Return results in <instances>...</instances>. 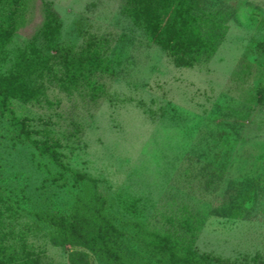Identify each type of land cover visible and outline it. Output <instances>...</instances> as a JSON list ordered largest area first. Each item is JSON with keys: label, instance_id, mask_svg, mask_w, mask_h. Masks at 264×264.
Instances as JSON below:
<instances>
[{"label": "rangeland", "instance_id": "1", "mask_svg": "<svg viewBox=\"0 0 264 264\" xmlns=\"http://www.w3.org/2000/svg\"><path fill=\"white\" fill-rule=\"evenodd\" d=\"M205 4L224 13V37L211 57L181 66L132 22L124 0H26L7 49L27 44L50 8L60 42L77 50L102 38L108 64L91 85L64 88L45 74L36 99L11 100L30 140L0 115L1 225L38 264H69L72 250L109 264L44 219L97 212L139 264L160 263L156 235L208 255L200 264H264V0ZM9 65L0 58V71Z\"/></svg>", "mask_w": 264, "mask_h": 264}, {"label": "trees", "instance_id": "2", "mask_svg": "<svg viewBox=\"0 0 264 264\" xmlns=\"http://www.w3.org/2000/svg\"><path fill=\"white\" fill-rule=\"evenodd\" d=\"M26 0H0V58L10 65L0 71V115L8 114L18 134L31 139L25 118H18L11 109L13 99L28 102L42 91L38 79L48 74L64 88L93 84V77L108 70L104 57L105 40L89 36L77 50L58 39L60 21L50 8L36 35L24 46L6 48L23 16ZM124 11L140 26L148 39L165 50L177 65L192 66L208 59L216 51L226 30L225 15L210 9L205 0H124ZM264 96V84L258 88ZM33 144L51 160L57 152L36 140ZM56 236L69 243H81L100 253L109 264H139L122 253L116 245L118 230L103 214L56 215L44 218ZM0 221V264H38L39 257L23 240H9ZM153 250L161 256L159 264H200L209 256L197 255L192 249H179L174 240L156 235ZM69 264H89L87 253L72 250ZM143 264V263H142ZM146 264V263H145Z\"/></svg>", "mask_w": 264, "mask_h": 264}]
</instances>
